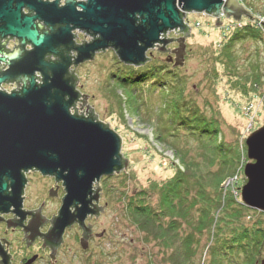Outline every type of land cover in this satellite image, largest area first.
Listing matches in <instances>:
<instances>
[{
	"label": "water",
	"instance_id": "obj_1",
	"mask_svg": "<svg viewBox=\"0 0 264 264\" xmlns=\"http://www.w3.org/2000/svg\"><path fill=\"white\" fill-rule=\"evenodd\" d=\"M60 1L0 0V35L20 40L13 52L0 48V61L9 66L0 70V85L14 80L24 83L19 92L0 90V209L6 210L11 202L9 181L13 194L20 195L23 171L37 168L56 174L67 190L54 219V229L61 236L75 219L68 213L71 202L84 198L103 175L120 173L129 166L122 152L123 139L109 123L97 120L93 112L89 116L72 113L80 92L71 65L91 60L111 47L126 64L143 65L150 59L147 51L158 48L174 53L168 61L181 66L191 30L185 20L187 12L236 21L253 15L241 0H65L64 5ZM24 7L30 12H24ZM73 30L90 33L95 39L76 45ZM171 31L182 35L168 37ZM175 41L178 46L167 50ZM26 43L33 48L24 54L21 48ZM72 49L78 52L74 61L68 54ZM48 55L58 59H47ZM245 143L248 161L242 202L264 212V125L252 131ZM79 216L84 217L81 209Z\"/></svg>",
	"mask_w": 264,
	"mask_h": 264
},
{
	"label": "rangeland",
	"instance_id": "obj_2",
	"mask_svg": "<svg viewBox=\"0 0 264 264\" xmlns=\"http://www.w3.org/2000/svg\"><path fill=\"white\" fill-rule=\"evenodd\" d=\"M241 2L253 17L244 16L242 20L236 21L232 17L222 16L218 20L214 14L205 12L186 13L185 20L191 30L186 39L187 53L183 65L175 66L174 62L167 61L172 52L158 48L147 51L150 59L143 66L131 65L135 68L131 69L137 71L155 67L156 75L157 70L161 69L162 76L170 83L165 87L152 85L157 76L148 78V81H139L138 84H121L113 75H125L126 63L111 47L100 51L94 59L78 67L82 90L92 95L91 104L96 108L101 120L109 123L121 135L122 152L129 159V166L108 181L117 191L122 190L126 201L125 214H117L118 209H111L110 240L105 242L102 257L92 256L88 264H172L173 249L170 247L166 252L154 237L146 238L145 233L128 216L127 204L140 190L146 189V192L140 193L137 198L144 197L145 202L152 205L154 210L162 207L165 191L162 186L182 165L176 154L177 145L191 156L199 158L197 155L200 149L194 138L182 134L175 136L174 116L175 112H178L174 107L176 99L195 101L206 115L212 114V109L218 110L222 130L220 136L223 141L231 144L236 143L240 137V144H243L252 131L264 125V95L254 93L251 83H247L251 76L249 74L254 71L264 80V33L263 40L239 41L233 48L235 60L229 68H225V64L217 59L233 27L240 28V25L249 19L257 27L264 29V0ZM181 35L174 31L169 33L170 37ZM175 44L178 42L168 44L167 48L174 49ZM158 67L160 69H157ZM234 73L238 75L231 77ZM180 92L183 95L175 97ZM243 161L242 158L233 175L222 181L220 189L223 190L224 198L230 191L235 196L238 195V198L239 194L241 197V188L247 180L244 167L248 160L245 163ZM204 171L206 172V169ZM206 182L208 183H205L204 187L208 193L211 190L208 185L210 181ZM196 194L197 190L191 189L190 198ZM203 203L201 199L198 206H203ZM251 209L256 211L249 212L248 220L262 217L257 212L258 209ZM194 215H198V211L194 210ZM169 219L170 215L165 221L168 222ZM179 228L180 239L192 232L186 220L180 222ZM216 231L218 232V228ZM212 236V230H207L200 236L197 249L194 250L195 264L213 262L215 242H212ZM263 258L264 252L257 264H260Z\"/></svg>",
	"mask_w": 264,
	"mask_h": 264
},
{
	"label": "trees",
	"instance_id": "obj_3",
	"mask_svg": "<svg viewBox=\"0 0 264 264\" xmlns=\"http://www.w3.org/2000/svg\"><path fill=\"white\" fill-rule=\"evenodd\" d=\"M262 33L264 29L257 27L249 19L242 27H233L217 59L225 64V68H229L235 60L233 51L235 45L241 40H263ZM131 65L125 64V67L130 70L133 67ZM127 68L125 75L123 73L113 75L123 85L148 81L152 76H157L152 82L154 86L165 87L170 84L168 79L162 76L160 67L157 68L160 69L157 70V75L155 67L141 71L132 70L135 68L128 71ZM237 75L234 73L231 77ZM249 75L251 76L247 79V83H251L254 93L259 92L263 96L264 80H261L262 77L255 71ZM182 95L183 93L180 92L175 97ZM174 107L178 110L174 116L175 136L182 134L194 138L200 149L197 155L199 158L191 156L184 148L177 145L176 154L182 165L162 186L165 190L162 207L154 210L152 205L145 202L144 197L137 198V195L146 192V189H143L135 194V198H130L127 204L128 216L145 233L146 238L154 237L166 252L170 247L173 249L172 264H195L194 250L197 249L200 236L207 230L208 232L212 230L213 236L210 238L215 242L211 264H257L264 252V212L257 210L262 217L248 220L247 216H250L249 212L253 209L242 202L240 194L238 198V195L235 196L230 191L224 198L223 190L220 189L222 181L234 174L242 158L243 163L248 160L246 143L240 144L241 137L234 144L223 141L220 136L222 130L218 110L212 109V114L206 115L195 101L178 99L174 102ZM243 167L244 164L241 166L242 171ZM207 180L210 181L208 185L213 195L208 190V193L206 192L204 184L208 183ZM193 188L197 190V194L190 198ZM201 199L204 205L199 207ZM194 210L198 211V215H194ZM168 215L170 221L167 222L165 219ZM182 220H186L192 232L180 239L179 227Z\"/></svg>",
	"mask_w": 264,
	"mask_h": 264
},
{
	"label": "flooded vegetation",
	"instance_id": "obj_4",
	"mask_svg": "<svg viewBox=\"0 0 264 264\" xmlns=\"http://www.w3.org/2000/svg\"><path fill=\"white\" fill-rule=\"evenodd\" d=\"M64 4L65 0H61L60 5ZM23 11L30 12L27 7H24ZM44 29L49 27L45 25ZM72 32L76 34L74 37L76 45L95 39V36L82 30ZM177 46L178 44H175V47ZM19 47L20 40L17 37L0 35V48L4 52L10 53ZM32 48L30 43H26L21 50L25 54ZM68 54L74 61L78 52L72 49ZM170 56L175 57L172 53L168 58ZM47 59L57 60L58 56L48 55ZM85 62L72 64L70 67V71L75 72L78 77L76 90L80 92L71 111L81 116H89L93 112L97 120L104 122L91 104L92 95L83 91L80 84L77 69ZM8 67L6 62L0 61V70H6ZM36 75L40 76V73ZM23 86L24 83L21 81H6L1 83L0 90L6 93L19 92ZM23 172L24 183H20L22 185L20 195L13 194L12 181H9L8 192L11 202L6 210L0 209V264H88L92 256L102 257L105 242L110 240L111 209H118L117 214L122 212L125 214L126 201L122 190L117 191L108 184V181L118 173L103 175L93 183L91 191H88L84 198L71 202L68 213L75 219L66 225L60 236L58 229H54V219L58 217L67 195L64 181L58 179L56 174H45L37 168ZM80 209L84 217L79 216Z\"/></svg>",
	"mask_w": 264,
	"mask_h": 264
},
{
	"label": "built area",
	"instance_id": "obj_5",
	"mask_svg": "<svg viewBox=\"0 0 264 264\" xmlns=\"http://www.w3.org/2000/svg\"><path fill=\"white\" fill-rule=\"evenodd\" d=\"M242 1V0H241ZM264 17V16H263ZM241 24V23H240ZM243 24H241L240 26H242ZM175 33H176V31H174ZM170 33V32H169ZM169 33H168V37H170L169 36ZM177 34V33H176ZM229 183H231L230 181H228Z\"/></svg>",
	"mask_w": 264,
	"mask_h": 264
}]
</instances>
